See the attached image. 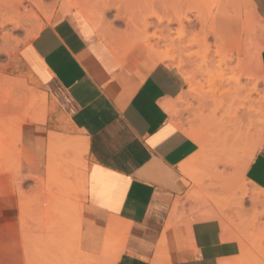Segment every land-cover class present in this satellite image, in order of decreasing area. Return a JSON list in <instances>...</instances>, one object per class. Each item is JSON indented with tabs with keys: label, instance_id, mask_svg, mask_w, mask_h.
Masks as SVG:
<instances>
[{
	"label": "crops",
	"instance_id": "0c3cea01",
	"mask_svg": "<svg viewBox=\"0 0 264 264\" xmlns=\"http://www.w3.org/2000/svg\"><path fill=\"white\" fill-rule=\"evenodd\" d=\"M249 3L252 16L264 24V0ZM72 7L58 3L50 20L21 49L23 65L53 109L46 123L26 124L18 145L21 178L45 182L49 135L71 134L87 147V154L69 156L85 168L84 253L103 262L114 257L113 264H231L241 254L237 232L222 229L214 207L186 197L187 175H195L206 152L197 157L202 148L175 121L178 100L187 90L185 77L164 63L124 65ZM256 52L264 78V49ZM246 162L241 177L264 188V146ZM8 181L0 175V183ZM7 192L8 186H0V215L11 213ZM4 224L1 233L8 230ZM2 247L1 262L21 261V255L5 254Z\"/></svg>",
	"mask_w": 264,
	"mask_h": 264
},
{
	"label": "rangeland",
	"instance_id": "374dc122",
	"mask_svg": "<svg viewBox=\"0 0 264 264\" xmlns=\"http://www.w3.org/2000/svg\"><path fill=\"white\" fill-rule=\"evenodd\" d=\"M7 1L0 0V9ZM65 1L24 2L33 14L30 24L24 29H15L11 25L4 30L0 28L4 31L0 30V102L8 98L17 100L24 112L6 119V128L11 132L5 139H0V175L8 176L9 180L1 182L0 186L9 188L8 195L4 197L11 212L0 215V223L8 226L7 231L0 232V244L3 253L15 258L21 255L17 257L21 261H0V264H40L41 261L43 264H71L72 260L74 264L73 257H77L75 249L71 248L74 246L71 239L73 231L69 226L67 231L70 233L63 229L59 213L65 209L67 196L82 205L81 185L85 168L73 165L70 151L66 150L65 153L70 155L65 154V159L60 157L56 183H53L50 159L47 180L28 183L16 171L21 141L19 133L16 135L17 131H14L21 117L25 116L26 123H30L41 108L45 111L43 123L53 114L47 97L38 107H33L23 97L25 88L35 95L45 93L23 65L20 54L22 47L32 40L30 33L36 36L50 20L58 3ZM71 1L80 6H71L74 9L82 11L88 6L96 12L101 29L109 35L111 44L108 39L104 41L111 49L121 52L127 64L149 67L164 63L178 68L183 74L187 90L178 100L175 121L202 148L197 157L202 155V150L206 152V159L195 168V175L186 174L190 179L186 197L214 207L227 229L237 232L239 241L245 243L249 254L241 264H264V188L255 187L241 177L246 162L242 157L247 158V164L259 150L257 144L264 141V80L256 62V51L264 49V24L252 16L250 0H137L141 6L134 0ZM130 12H137L138 16ZM141 17H150L147 19L150 25L144 28L138 21ZM158 19H163V22L158 23ZM213 31L217 38L211 33ZM5 32L12 34L10 50H6L2 40ZM218 44L223 46L226 54H233L231 62L225 60V64L218 66L220 57L215 53ZM235 45L241 48L240 55L233 50ZM164 51H168L170 57L159 60L157 55ZM12 83L16 85L10 86ZM252 85H256L258 94H249ZM55 136L74 138L71 134L51 133L49 139ZM57 183L61 189L56 187ZM69 185L73 190L72 196L63 191ZM253 190L260 196L256 198V204L251 200ZM48 216L53 222L46 219ZM212 216L209 212L206 214L207 218ZM57 245L62 249H57ZM114 261V257L109 262L95 258L89 264H113Z\"/></svg>",
	"mask_w": 264,
	"mask_h": 264
},
{
	"label": "bare ground",
	"instance_id": "6f19581e",
	"mask_svg": "<svg viewBox=\"0 0 264 264\" xmlns=\"http://www.w3.org/2000/svg\"><path fill=\"white\" fill-rule=\"evenodd\" d=\"M27 1H30V0H8L6 3L2 4L1 9H0V28L1 29L3 28V30H4V28L7 27L8 25L13 26L15 29H24L28 24H30V22L33 19V14H32V11H31V9L29 7H25L24 6V2H27ZM66 2L69 3L71 6H74V7L79 6V4H77V2H73L71 0H66ZM134 2L137 3V0H134ZM138 2H139V0H138ZM137 4L140 5V3H137ZM128 6H129V4L126 5V8H128ZM118 8L120 10L121 9V6H119ZM127 10L129 11V9H127ZM221 10H223V8ZM81 12L85 16V18L89 21V23L91 24V26L93 27V29L95 30V32L103 40L107 41V39H108L109 40V44H111L109 35H106L102 31V29H101V24L99 22V19L97 18L96 12H93L91 10V8H89L88 6L84 7V9ZM135 13H137V12H133L131 14L133 16H136L137 17L138 16V13L137 14H135ZM152 16H154V14ZM148 18H150V17H141L140 19H138V21L142 22L144 28L150 25V23L147 21ZM157 21H158V23H162L163 22V19H158ZM2 32H4V31H2ZM211 33L213 34V32H211ZM2 34H3V36L2 35L1 36H2V40L5 42V48H6V50H10L9 47H10V39H11V35L12 34L9 33V32H5V33H2ZM32 34L33 33H30V35H29L31 37V39H33L35 37ZM213 36H214V34H213ZM112 49H113L114 54L120 60V62H122L124 65H125V62L127 64V61H126L125 56L121 52H116V50L114 48H112ZM215 53H217V56L220 57V60L218 61V66L220 64H225V60L231 62L232 59H233V54H225V53L222 52L220 44L216 45V51H215ZM241 53H242L241 51H238L236 54L237 55H240ZM157 57H158L159 60H166L170 56H169V52L168 51H164V52L159 53L157 55ZM260 77L264 80V78H263V76L261 74H260ZM9 85L10 86H14L16 84H13L12 83V84H9ZM23 92H24L23 93V97L25 99H28L30 101V104L33 107H38V105H39L40 102H42V104L45 102V96L44 95H35V94L31 93L29 90H27L26 88L23 89ZM249 94H258V89H257L256 85H252V87L249 89ZM263 101H264V99H263ZM259 103H261V98L259 99ZM15 105H16V107H15ZM19 113H24V112L21 109V105L18 104L17 100H13V99H9L8 98V99H3L0 102V139H5L7 137V135H8V133L11 132V131L8 132V130L6 128V125H7L6 119H11V118L18 117L19 116ZM44 119H45V111L43 110V108H41V110H39V112H38L37 117L34 119V121H30V123L31 122H33V123L34 122H36V123H43L44 122ZM26 122H27L26 121V117L25 116L24 117H21L20 121L14 127L15 128L14 131H17L16 135H18V133H19V142L21 141L20 138H21V136H22V134H23V132H24V130L26 128V124H27ZM263 142L261 143V141H260L257 144V146H256L257 147V150L263 147V145H264ZM15 143H17V142H15ZM73 143H75V145ZM66 150L70 151L71 156H74V157H76V151L77 150L78 151H83V152H85L87 154L86 142L84 140H78V141L76 140V141H74L72 139L59 138V137H56V136L53 137V138H50V140H49V159H50V164H51V174H52V177H53V183H56V179L59 176L58 162H57V159L58 158H57V156H59L63 151H66ZM66 153H68V152H66ZM18 154H19V152H18ZM18 154H17V156H18ZM19 158H17V168H16V171L18 173V176L21 177L20 174L23 173V167L21 166V163H20ZM73 161H75V160H73ZM72 164L77 165V162H74ZM67 166L69 167L68 164H67ZM69 168L71 169V167H69ZM22 179H20V180H22ZM23 182H25V181H23ZM84 182H85V179L83 181V184L81 185L82 186V189H83V194H84ZM58 183L56 184V187L59 189L60 188L59 187V184L60 183L59 184ZM49 184H51V182H49ZM63 191H65V193H67V194H69L71 196L73 194L72 193L73 190H70V185L67 186V187L65 186V188H63ZM258 196H259V194L257 192H255V190H253V195H252L251 200L255 204L257 203V199L256 198H258ZM263 196H264V193H263ZM67 197L68 198H65V200H66L65 201L66 202L65 203V209L62 210V212H60L59 215H60V220L62 222V225L64 226L63 229L67 231V229L69 228V229H71L73 231V238H71L72 236H70V238L73 239L72 240L73 242L72 241L71 242L73 243L74 246H72L71 248H74L75 249L74 250V253H75V256H77L76 258L73 257L74 260H75V263L74 264H89L90 262H93L96 257L87 255L86 253H84L82 251L83 246H82V243H81V234H80V224H81V218H82V216H81L82 215V213H81V211H82L81 205H79L78 202L75 201V199L71 198L70 196H67ZM46 219L49 220V216ZM255 220L257 221V218ZM49 221L50 222H53L51 220H49ZM56 223L57 222H55L54 226L56 225ZM221 223H222V221H221ZM56 226H57V229H58V224ZM56 226H55V228H56ZM60 227H62V226H60ZM223 227H222V229H226L227 230V227L224 225V223H223ZM70 232H68V233H70ZM106 235H107V238H105L104 241L108 239V234H106ZM105 243H106V241H105ZM105 243H103L104 245L102 246V250L104 249V247L107 248L106 246L108 244V241H107L106 244ZM244 244H241V254H240V256L238 258H236L235 261L232 262L231 264H241L242 262H245L248 259L249 254H248V252H247ZM55 247L57 249H59V248L62 249V246H59V245H57ZM64 250H65V247H64ZM61 251L62 250H59L57 252L61 253ZM36 256H38V255H36ZM73 258L71 257V259H73ZM71 259L69 261H71ZM47 260H48V258H47ZM40 261H41V258H40ZM72 261H71V264H72ZM37 262L38 261H35V263H37ZM58 262H61V260L58 261ZM40 264H43V262L41 261ZM69 264H70V262H69ZM221 264H226V263H221Z\"/></svg>",
	"mask_w": 264,
	"mask_h": 264
}]
</instances>
